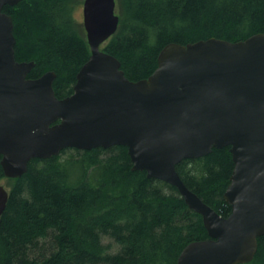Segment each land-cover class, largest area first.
<instances>
[{
    "label": "water",
    "instance_id": "1",
    "mask_svg": "<svg viewBox=\"0 0 264 264\" xmlns=\"http://www.w3.org/2000/svg\"><path fill=\"white\" fill-rule=\"evenodd\" d=\"M0 0V158L5 178L23 177L34 159L68 148L124 146L133 171L176 187L202 216L209 239L192 242L178 264H249L264 236V33L231 42L210 38L169 44L146 79L131 81L103 50L118 32L117 0H84L91 49L74 93L57 97L55 72L28 78L34 62H18L16 38ZM230 147L234 170L222 217L190 190L177 171L187 159ZM9 190L0 185V220Z\"/></svg>",
    "mask_w": 264,
    "mask_h": 264
},
{
    "label": "trees",
    "instance_id": "2",
    "mask_svg": "<svg viewBox=\"0 0 264 264\" xmlns=\"http://www.w3.org/2000/svg\"><path fill=\"white\" fill-rule=\"evenodd\" d=\"M81 3L22 0L4 8L14 22L16 60L35 63L31 79L55 72L60 99L74 93L91 56L75 15ZM117 10L118 32L103 50L131 81L152 75L169 44L238 42L264 33V0H117ZM132 168L124 146L68 148L31 160L18 179L5 178L0 163V182L10 183L0 220V264H178L186 246L209 239L202 216L176 187ZM233 170L230 147L177 165L187 187L224 218L232 212L224 193ZM41 248L45 252L36 256ZM249 264H264V236Z\"/></svg>",
    "mask_w": 264,
    "mask_h": 264
},
{
    "label": "rangeland",
    "instance_id": "3",
    "mask_svg": "<svg viewBox=\"0 0 264 264\" xmlns=\"http://www.w3.org/2000/svg\"><path fill=\"white\" fill-rule=\"evenodd\" d=\"M83 1L84 0H82V3L78 6L76 13H75L77 20L81 23L82 26H83ZM117 12H118V10H117ZM0 185H4L5 188H7V189H9V187H10V183L7 179L2 180L0 182ZM104 242L106 244H113V242L110 240V238H105ZM44 252H45V250L43 248H41V249H39V251L35 252V255L40 256Z\"/></svg>",
    "mask_w": 264,
    "mask_h": 264
}]
</instances>
